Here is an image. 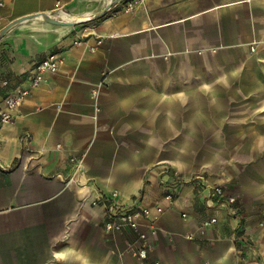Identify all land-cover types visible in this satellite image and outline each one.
Returning a JSON list of instances; mask_svg holds the SVG:
<instances>
[{
	"label": "crops",
	"instance_id": "1",
	"mask_svg": "<svg viewBox=\"0 0 264 264\" xmlns=\"http://www.w3.org/2000/svg\"><path fill=\"white\" fill-rule=\"evenodd\" d=\"M111 1L21 11L3 0L0 31L58 2L92 17ZM26 23L0 40V109L28 87L33 61L61 64L0 124V264H264V0L117 3L87 34L60 37ZM70 158L81 171L66 184ZM173 172L169 203L161 183ZM211 186L236 197L237 216L207 204ZM112 191L121 205L164 209L140 228L145 260L129 251L135 232L104 231L92 203Z\"/></svg>",
	"mask_w": 264,
	"mask_h": 264
},
{
	"label": "built area",
	"instance_id": "2",
	"mask_svg": "<svg viewBox=\"0 0 264 264\" xmlns=\"http://www.w3.org/2000/svg\"><path fill=\"white\" fill-rule=\"evenodd\" d=\"M145 0H124L122 3V11L124 13L132 12L137 6L142 4ZM118 3V4H120ZM4 6L3 0H0V8ZM56 12H66V9L57 3ZM83 41L81 38H77L73 41V44L80 45ZM101 44V40H98L94 46H88V50L94 53L98 46ZM251 51L253 49L251 48ZM61 64L60 58L54 54H48L41 60H35L31 64L30 80L27 88L15 87L10 90L3 100V108L0 109V124H9L13 122V113L18 106H20L24 100L30 96L31 92L40 86L43 81L44 75L47 73L54 74L58 71ZM104 84V80L100 83V86ZM3 86L7 87L8 82L4 81ZM93 97L96 96V90L91 91ZM72 171L71 176L66 180V184L70 183L73 177L81 171V161L75 158L69 159ZM172 180L162 181V186L165 190V199L172 203L174 195L170 188L175 187L179 183L178 173L173 172L171 174ZM200 187H203L200 184ZM210 199L207 200L208 205L224 207L226 208L230 216H237L238 212L235 209L237 199L233 195L226 193L222 186H211L208 188ZM118 193L112 191L108 194H99L97 199L92 203L94 207H100L103 210L104 221L103 228L106 233H124L135 232L136 240L129 246V251L132 256L138 260H145L149 250V244L147 234L140 231V228L146 224L155 222L164 212L162 207H155L154 209L141 206L135 202L129 205H121L118 201ZM182 218L186 217V214H181ZM217 223V219L212 217L202 221V229L213 226Z\"/></svg>",
	"mask_w": 264,
	"mask_h": 264
},
{
	"label": "rangeland",
	"instance_id": "3",
	"mask_svg": "<svg viewBox=\"0 0 264 264\" xmlns=\"http://www.w3.org/2000/svg\"><path fill=\"white\" fill-rule=\"evenodd\" d=\"M38 2V0H17V9L24 11L33 6L34 3ZM89 8H84L82 10H72L67 11L68 14H81V13H89ZM57 13V12H56ZM56 13H51V15H54ZM96 20V19H95ZM19 25V24H18ZM17 26V25H16ZM25 26L31 27V32L37 35H43L47 34L52 37H60V36H70V35H76L77 33L81 34H87L89 27H91V21L82 22L80 24L75 25L74 27H61V26H54L45 23L41 19H33L27 21ZM46 29H49L50 31H46ZM47 32V33H45ZM86 36L82 35L81 40L86 42Z\"/></svg>",
	"mask_w": 264,
	"mask_h": 264
},
{
	"label": "water",
	"instance_id": "4",
	"mask_svg": "<svg viewBox=\"0 0 264 264\" xmlns=\"http://www.w3.org/2000/svg\"><path fill=\"white\" fill-rule=\"evenodd\" d=\"M123 0H116L115 3L113 1H111L110 3L107 4V6L102 10V12H100L99 14L93 16L92 18H90V20H86V21H83V22H87V21H92L94 19H96L97 17L99 16H102L104 12H106L107 10H109L111 8V6L113 4H117V3H120L122 2ZM40 14H32V15H29V16H25V17H22V18H18L12 22H10L7 26H5L1 31H0V40L5 36V34L11 29L13 28L14 26L18 25V24H21V23H24V22H27L29 20H32V19H35L37 17H39ZM45 23L47 24H50V25H54V26H61V27H74L75 25L77 24H80L82 22H75V23H64V22H61V21H58V20H54L48 16H45Z\"/></svg>",
	"mask_w": 264,
	"mask_h": 264
},
{
	"label": "bare ground",
	"instance_id": "5",
	"mask_svg": "<svg viewBox=\"0 0 264 264\" xmlns=\"http://www.w3.org/2000/svg\"><path fill=\"white\" fill-rule=\"evenodd\" d=\"M45 16H48L54 20H58L64 23L83 22L86 20H90V18L93 17H91V14H68L66 12H57L54 15L42 13L39 17L35 19H41L42 21H45Z\"/></svg>",
	"mask_w": 264,
	"mask_h": 264
}]
</instances>
